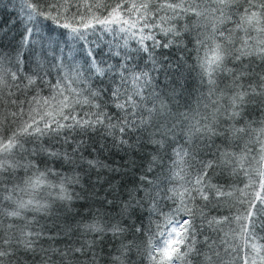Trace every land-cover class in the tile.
<instances>
[{"label":"snow or ice","instance_id":"obj_1","mask_svg":"<svg viewBox=\"0 0 264 264\" xmlns=\"http://www.w3.org/2000/svg\"><path fill=\"white\" fill-rule=\"evenodd\" d=\"M21 11L0 46V264H264V0ZM228 199L243 213L210 215Z\"/></svg>","mask_w":264,"mask_h":264},{"label":"trees","instance_id":"obj_2","mask_svg":"<svg viewBox=\"0 0 264 264\" xmlns=\"http://www.w3.org/2000/svg\"><path fill=\"white\" fill-rule=\"evenodd\" d=\"M35 2V0H33ZM88 3H92L93 0H87ZM106 2L111 3L112 0H106ZM23 4V0H0V26L3 27L4 31L0 32V36H3L5 33H7V38L0 41V46H2L3 50L5 52H11L12 51V44H15L18 39L20 38V34L23 31L22 25L14 24L13 21L16 19V13L19 14V16L22 18L24 16V13L21 11V7ZM70 39V38H69ZM72 47H77V45H70ZM135 42L132 43V47H135ZM61 48H64L63 43L61 44ZM15 54V53H13ZM98 58L107 59V48L104 49L99 55ZM82 63V61H81ZM30 67L35 70V64H30ZM56 77V71L53 70L52 72V78ZM44 95H47V89L44 90ZM213 183H216L217 185L223 186L225 190H233V189H244L245 184L247 183L246 177L243 176V174H240L239 176H220L216 175L213 177ZM254 191H259L258 185L255 189L248 188L245 189V192L247 194L248 199L251 198ZM237 196H239V193H236ZM260 195L264 196V192H261ZM232 200L228 199L226 202H224L218 209L213 208L210 211V215L216 216L217 218L220 217H235L237 215H240L243 213V208L237 209L231 206ZM257 207H259V201H256ZM85 212L87 215L89 213V209L84 208L81 209ZM155 219V218H153ZM148 221L145 219V224H147ZM162 223V221H161ZM258 226L256 228V232L260 237H264V229H262L259 226V221L257 222ZM239 223L235 220H232L229 224L224 225L225 231H230L233 228H238ZM259 244H264V240L257 241ZM234 264H241L239 258L237 257L234 261Z\"/></svg>","mask_w":264,"mask_h":264}]
</instances>
